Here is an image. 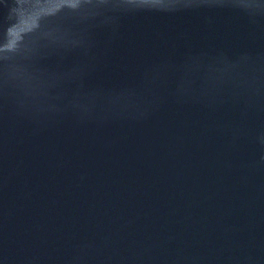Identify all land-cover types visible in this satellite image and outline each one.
Masks as SVG:
<instances>
[{
    "label": "water",
    "instance_id": "1",
    "mask_svg": "<svg viewBox=\"0 0 264 264\" xmlns=\"http://www.w3.org/2000/svg\"><path fill=\"white\" fill-rule=\"evenodd\" d=\"M0 264H264V0H0Z\"/></svg>",
    "mask_w": 264,
    "mask_h": 264
}]
</instances>
